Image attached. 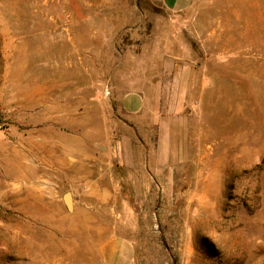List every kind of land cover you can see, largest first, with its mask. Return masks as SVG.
<instances>
[{"label": "rangeland", "instance_id": "rangeland-1", "mask_svg": "<svg viewBox=\"0 0 264 264\" xmlns=\"http://www.w3.org/2000/svg\"><path fill=\"white\" fill-rule=\"evenodd\" d=\"M0 264H264V0H0Z\"/></svg>", "mask_w": 264, "mask_h": 264}, {"label": "crops", "instance_id": "crops-1", "mask_svg": "<svg viewBox=\"0 0 264 264\" xmlns=\"http://www.w3.org/2000/svg\"><path fill=\"white\" fill-rule=\"evenodd\" d=\"M158 1L161 3V5L166 10L172 11V12H179V11L187 9L190 5L191 0H158ZM128 99H130V98H128ZM126 100H125V102H126ZM127 103L130 104L132 108L130 106H128ZM134 103L137 105L135 108H133ZM139 106H140V100H138L136 98H132L130 100H127V102H126V107L129 109H132V111L138 110Z\"/></svg>", "mask_w": 264, "mask_h": 264}, {"label": "water", "instance_id": "water-1", "mask_svg": "<svg viewBox=\"0 0 264 264\" xmlns=\"http://www.w3.org/2000/svg\"><path fill=\"white\" fill-rule=\"evenodd\" d=\"M65 204H66L67 209H70V201H69V197H66V198H65Z\"/></svg>", "mask_w": 264, "mask_h": 264}]
</instances>
